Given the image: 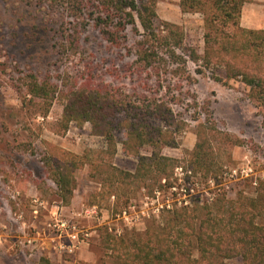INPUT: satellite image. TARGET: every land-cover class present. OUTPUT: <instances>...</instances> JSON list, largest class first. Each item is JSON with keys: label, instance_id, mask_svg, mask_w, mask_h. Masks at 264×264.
Here are the masks:
<instances>
[{"label": "rangeland", "instance_id": "374dc122", "mask_svg": "<svg viewBox=\"0 0 264 264\" xmlns=\"http://www.w3.org/2000/svg\"><path fill=\"white\" fill-rule=\"evenodd\" d=\"M81 1L86 2L58 0L55 5L50 0H0V264H42L43 258L49 264H116L103 247L107 226L119 228L122 237L140 234L149 221L159 220L142 218L130 227L115 219L131 201H141L140 189L115 211L113 197L100 201L93 196L100 184L90 177L88 166L75 173L70 200H60L39 160L46 144L76 155L105 151L107 144L92 133L88 123L71 122L66 130L59 128L64 107L61 93L55 95L47 114L23 108L17 88L25 91L29 74L58 84L59 92L88 78L133 97L162 99L177 120L171 130L179 143L177 148L163 149V155L179 159L184 151L192 150L196 126L205 123L213 128L211 144L218 166L251 171L248 177L221 184L216 192L225 191L230 198L240 192L253 197L259 182L264 181L262 117L247 99L248 89L240 79L230 80L228 85L216 82L212 74L219 76L222 71L216 60L209 69L188 59L184 68L168 64L162 48L154 69L141 70L134 64L133 43L139 38L131 27L126 28L127 39L119 46L109 45L93 27L89 14L80 12ZM155 12V24L181 26L186 46L203 54L202 14L182 12L180 0H157ZM135 23L141 34L137 19ZM240 25L264 29V0L243 6ZM177 68L182 71L175 75ZM142 153L149 152L144 149ZM111 162L127 172L136 166V158L124 156L120 145ZM194 175L203 182L207 179L201 173ZM92 206L96 213L86 215L83 209ZM54 218L74 222L88 238L78 234L83 243L69 252L73 242L69 232L60 235L47 227Z\"/></svg>", "mask_w": 264, "mask_h": 264}, {"label": "trees", "instance_id": "16d2710c", "mask_svg": "<svg viewBox=\"0 0 264 264\" xmlns=\"http://www.w3.org/2000/svg\"><path fill=\"white\" fill-rule=\"evenodd\" d=\"M85 1L80 2V12L89 14L93 27L109 45L119 46L127 39L126 28L131 27L139 38L133 43L134 64L141 70L154 69L161 48L165 49L168 64L183 68L187 59L200 61L207 69L216 60L222 71L219 76L212 74V78L223 85L240 79L248 89L247 99L260 110L264 129V29L240 25L242 8L252 0H180L182 12L203 16V54L186 46L181 26L155 24L157 0ZM50 2L58 5V0ZM180 71L182 68H177L173 73ZM27 77L25 91L17 88L23 108L47 114L55 95L61 93L64 107L59 128L66 130L71 122L80 126L88 123L92 133L107 144L105 151L82 155L46 144L39 153L45 173L65 203L75 188V173L85 166L89 167L90 177L100 184L93 196L100 201L113 197L115 211L127 205L139 189L153 191L161 187V180H165L162 186L171 187L178 167L211 179L221 171L211 144L213 128L208 129L205 123L196 126V143L181 158L162 154L163 149L177 148L179 144L176 132L171 130L177 120L162 99L133 97L88 78L59 92L58 84L33 74ZM118 145L124 156L136 158L134 171L112 164ZM144 149L149 153L143 154ZM103 247L116 264H264V181L259 182L253 197L240 192L230 198L224 191L210 201L193 198L188 205L167 210L159 220L149 221L140 234L115 237L105 232ZM41 263L49 261L43 258Z\"/></svg>", "mask_w": 264, "mask_h": 264}, {"label": "built area", "instance_id": "2783aa9c", "mask_svg": "<svg viewBox=\"0 0 264 264\" xmlns=\"http://www.w3.org/2000/svg\"><path fill=\"white\" fill-rule=\"evenodd\" d=\"M248 172L251 171L243 168H223L216 179L207 178L203 182L200 176L195 178L197 176L192 171L184 172L181 167H178L174 170L176 181L172 183L171 187L162 186L165 184V180H161V187H156L153 191L141 189V201H131L125 209H122L116 215L115 219L123 221L126 226L134 227L142 218L158 219L163 212L188 205L193 198L199 199L200 202H204V200L210 201L219 193L215 190L219 189L221 184L238 180L239 177H248ZM252 184L256 186V179L252 180ZM83 210L86 215L96 213L95 206L84 208ZM47 227L60 235L63 232H69L73 240L68 250L69 252L80 245V243H83V240H79L78 234H82V239H86L89 236L88 233L81 231L78 225L69 220L54 218L47 224ZM106 229L115 237L121 235L119 228L108 225ZM60 249H65V247L60 246Z\"/></svg>", "mask_w": 264, "mask_h": 264}]
</instances>
